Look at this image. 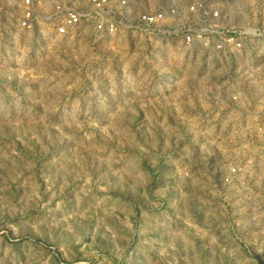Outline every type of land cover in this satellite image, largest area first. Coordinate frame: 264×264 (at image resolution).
I'll return each instance as SVG.
<instances>
[{"label":"rangeland","instance_id":"374dc122","mask_svg":"<svg viewBox=\"0 0 264 264\" xmlns=\"http://www.w3.org/2000/svg\"><path fill=\"white\" fill-rule=\"evenodd\" d=\"M214 1L225 68L0 32V264H264V0Z\"/></svg>","mask_w":264,"mask_h":264},{"label":"built area","instance_id":"2783aa9c","mask_svg":"<svg viewBox=\"0 0 264 264\" xmlns=\"http://www.w3.org/2000/svg\"><path fill=\"white\" fill-rule=\"evenodd\" d=\"M82 28L104 43L129 37L180 47L211 69L239 57L246 41L214 0H0V32L39 29L62 38Z\"/></svg>","mask_w":264,"mask_h":264}]
</instances>
